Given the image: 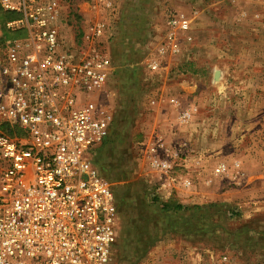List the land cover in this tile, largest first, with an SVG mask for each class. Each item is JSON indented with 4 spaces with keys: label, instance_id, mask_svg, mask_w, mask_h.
Segmentation results:
<instances>
[{
    "label": "rangeland",
    "instance_id": "obj_1",
    "mask_svg": "<svg viewBox=\"0 0 264 264\" xmlns=\"http://www.w3.org/2000/svg\"><path fill=\"white\" fill-rule=\"evenodd\" d=\"M62 8L64 30L75 41L95 20L106 22L110 36L102 45L115 70L109 95L101 94L100 99L107 110L114 112V126L94 155L98 169L112 183L119 205V236L106 264H166L167 259L176 260L180 252L186 256L190 246L212 243L219 248L223 242L233 246L237 239L248 240L242 235L236 239L229 230L242 225L264 201V153L260 160H248L249 173L242 161L247 176L240 184L242 170H237L240 162L233 149L237 147L241 155L251 137L242 135L243 141L229 148H213L209 141L224 136L220 133L222 122L228 136L230 132L238 134L239 129L233 131V127L254 122L260 129L256 141L261 140L259 146L264 152V0H113L111 5L102 0H62ZM194 8H199L200 13L195 22L189 16L192 40L181 38L183 51L167 53L161 59L160 70H151L148 59L150 53L153 56L157 52L169 16L178 9L189 13ZM2 29L0 17V35ZM194 60L198 70L191 74L187 63ZM217 69L221 70L220 76H226L223 82L212 77ZM166 76L176 77L167 79L173 90L177 83L186 84L177 90L185 94L181 97L183 108L189 104L197 107L190 122L179 121L185 129L176 144L162 137L157 122L147 123L157 105L151 99ZM195 114L203 118L198 116L196 120ZM217 116L221 118L219 124ZM207 118H213L211 124H198ZM157 142L163 145L157 146ZM175 150L180 158L173 170L179 164L192 167L189 164L196 163L198 168L209 171L211 176L200 184L213 187L212 201L189 206L186 203L187 207L179 211L162 209L163 202L152 182L164 176L160 178L150 159L155 155L167 158ZM184 150L187 160H182ZM221 161L229 165V171L216 176L213 168ZM171 177L183 183L188 180L189 186L196 183L200 190L193 178L177 179L172 173ZM195 179L199 181L200 177ZM197 194L204 197L209 193L201 190ZM167 251L170 254L162 258L161 252Z\"/></svg>",
    "mask_w": 264,
    "mask_h": 264
},
{
    "label": "built area",
    "instance_id": "obj_2",
    "mask_svg": "<svg viewBox=\"0 0 264 264\" xmlns=\"http://www.w3.org/2000/svg\"><path fill=\"white\" fill-rule=\"evenodd\" d=\"M0 10L15 14L3 27L22 33L0 35V264H106L120 221L112 183L94 162L114 126V112L100 99L115 70L102 45L108 25L89 22L75 41L64 30L62 0H0ZM168 19L148 59L153 71L164 55L183 51L181 38H193L188 15ZM195 111L187 105L179 121L187 124ZM179 158L175 150L150 159L169 186ZM227 171L223 161L213 168L216 176Z\"/></svg>",
    "mask_w": 264,
    "mask_h": 264
},
{
    "label": "crops",
    "instance_id": "obj_3",
    "mask_svg": "<svg viewBox=\"0 0 264 264\" xmlns=\"http://www.w3.org/2000/svg\"><path fill=\"white\" fill-rule=\"evenodd\" d=\"M185 1H191V0H185ZM198 12L200 13L199 8H194L189 13L185 12L182 9L177 10V13H183L188 16H191L192 22H195L194 19L197 17ZM192 32H193V29H192ZM150 54H151L150 56H152L153 53H150ZM177 62L180 63L182 61H177ZM196 66H197L196 60L190 61L187 63V69L190 71L191 74H194L195 72H197L198 68H196ZM218 70L219 69L215 71V74L212 77L215 80H219L223 82L226 76H220L221 70H219V73H218ZM216 73H218V76H216ZM175 78L176 77H172V76L168 78L166 76V79L161 84V87L159 88L158 92L155 95L157 105L153 108V112L151 113V116H148L147 123L155 124L157 122V125L158 124L160 125V128H159L160 131L163 132L162 137L163 138L165 137L168 141L172 140V142L176 144L179 142L178 138L182 136L181 134L182 129L183 130L185 129L180 125L181 123L178 120V114L183 109V103L181 101V97H183V95L185 94H183L182 92H178L177 90H180L181 88L183 89L184 86L186 87V84L177 83L175 86L176 89L175 90L171 89L170 88L171 86H168L169 81L167 82V79L175 80ZM175 97L178 98L180 102L182 103L178 107L175 106L173 103H171V99ZM200 111L199 112L202 113V110ZM197 117L202 119L203 115L201 117L200 115L195 114L196 120H197ZM212 119L213 118H207L205 121H202L201 123H198V124L200 126L211 124L212 122H209V121H211ZM220 119L221 118L218 119V116H217L216 124H219ZM224 124L225 123L222 122V128L220 131V133H223L224 136H221V139H217V140L215 138L214 139L211 138V140L209 141V144L211 145V147L215 148L218 145L219 146L225 145L226 148H229L231 144L239 145L240 142H242L244 139V137H241L242 135L244 136L247 135L246 137H251L250 142L248 143L249 146H245V148L242 149L241 155L237 153V147L233 149V152L235 151L234 154L238 156V159L240 162L237 170L238 169L240 171L242 170V177L240 178V181H239V183L242 184L243 181H245V178L247 176V171L249 173L251 170L250 169L251 165L250 163H248V160H252V159L260 160L262 158L261 155H263L264 153L262 152V147L259 146V143L261 140L258 139L256 141V139L258 138L257 134L259 133L260 129H257V125H255L254 122L248 123L246 126L245 125L242 126V128L233 127V131L235 129H239L238 134L234 132H230L229 134L231 136H228L225 134L226 129H224V126H225ZM230 128L231 127H228L227 129H230ZM242 145H245V143H243ZM190 159L191 161L192 160L197 161L195 158L194 159L190 158ZM242 161L247 162V163L244 162L246 166L245 168L247 171L245 170V168H243L241 164ZM189 165H191L192 167L185 165V164L177 165L175 167V170L171 172L172 176H175L177 179L179 178L183 179V177H185L186 179L193 178V182H197L198 184H200L201 181L204 184V181L207 179V177L211 176L209 171L198 168L196 163L189 164ZM262 176H264V173H262ZM195 177H200L199 181H195L196 180ZM156 181L157 182H152L153 187L156 193L158 194V196L160 197V201L162 202L173 200L185 206H186V203H188L187 205L189 206V205H192L189 203H193V202L194 203L195 202L204 203V201H206V204H207L208 202L212 201V198H213V196L210 195L212 193L211 190L213 189V187H207L205 185L200 184L198 188L200 190H197L196 183H193V185H190V186L189 185L186 186L183 183V181L180 182V181L175 180V182H173L171 186H169L167 185L166 180L158 179ZM201 190L205 191L206 195L207 193H209L208 194L209 196L207 195V196L202 197L200 194L198 195L197 193H200ZM254 211L255 212L250 217L246 216L248 218L245 219L244 223L240 225L239 227H237L235 230L232 228H230V230L229 228H227L226 230V232H228L229 230V232L233 236H235L236 239L242 235V236H245V238H249L248 240L237 239L236 243L233 246L231 242H223L219 248H216L212 243L199 246L198 248L190 246L188 248V254L186 256H183V254L180 252L178 253L176 260L174 259L173 261H169L167 259L166 264H200L201 262H203L204 264H264V201ZM189 222H190V219H189ZM222 231L220 232L221 235H223L224 233V230ZM179 249L181 250L183 248L180 247ZM226 251H228L229 255L226 253ZM161 254H162V258H165V256H168V254H170V252L167 251L165 252V254L161 252ZM224 254L228 255L229 259L227 262L219 259V256H222ZM212 260H214V262ZM241 261H243L244 263H242Z\"/></svg>",
    "mask_w": 264,
    "mask_h": 264
},
{
    "label": "trees",
    "instance_id": "obj_4",
    "mask_svg": "<svg viewBox=\"0 0 264 264\" xmlns=\"http://www.w3.org/2000/svg\"><path fill=\"white\" fill-rule=\"evenodd\" d=\"M14 16H15V14L6 13V12H3L0 10V17H1L2 23H4L5 19L10 18V17H14ZM2 30H3L2 39H5V38L11 37V36H18V35L22 34L20 32H16V33L9 32L5 29V27H3ZM116 201H117V205H118L117 197H116ZM186 207L187 206H185V205H183L177 201H173V200L162 203V209L179 211V210L186 208ZM118 208H119V205H118ZM206 233H209V231H206Z\"/></svg>",
    "mask_w": 264,
    "mask_h": 264
}]
</instances>
